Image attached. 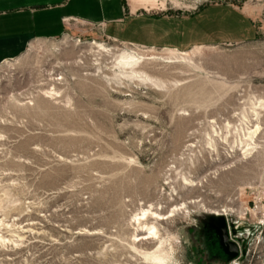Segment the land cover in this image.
Returning <instances> with one entry per match:
<instances>
[{
  "label": "rangeland",
  "instance_id": "obj_1",
  "mask_svg": "<svg viewBox=\"0 0 264 264\" xmlns=\"http://www.w3.org/2000/svg\"><path fill=\"white\" fill-rule=\"evenodd\" d=\"M132 3L228 4L258 34L181 52L72 20L0 63V264H264V0Z\"/></svg>",
  "mask_w": 264,
  "mask_h": 264
},
{
  "label": "crops",
  "instance_id": "obj_2",
  "mask_svg": "<svg viewBox=\"0 0 264 264\" xmlns=\"http://www.w3.org/2000/svg\"><path fill=\"white\" fill-rule=\"evenodd\" d=\"M72 20L122 43L181 52L258 34L251 17L228 4L175 14L136 8L132 0H0V63L19 55L31 39L64 34Z\"/></svg>",
  "mask_w": 264,
  "mask_h": 264
},
{
  "label": "water",
  "instance_id": "obj_3",
  "mask_svg": "<svg viewBox=\"0 0 264 264\" xmlns=\"http://www.w3.org/2000/svg\"><path fill=\"white\" fill-rule=\"evenodd\" d=\"M206 232L213 240L219 254L225 259L232 260L238 256V247L229 241L226 220L223 216H214L206 221Z\"/></svg>",
  "mask_w": 264,
  "mask_h": 264
},
{
  "label": "bare ground",
  "instance_id": "obj_4",
  "mask_svg": "<svg viewBox=\"0 0 264 264\" xmlns=\"http://www.w3.org/2000/svg\"><path fill=\"white\" fill-rule=\"evenodd\" d=\"M98 45V47L99 48H101V49H103L104 48V46L102 45V44H97ZM224 212H226V209H224L223 210ZM147 215V213H144L143 214V216H146ZM160 215L159 214H157V213H152V218L153 219H156V218H158ZM137 221L139 222L140 221V218H138L137 219ZM146 230H148V232L147 233H144V234H142V235H136L135 236V238H136V240L135 241H137V242H139V241H142V240H145V239H150V238H153V237H155V235L157 234V231H156V228H155V226H152V227H150V228H148L147 229V226L145 225V227H143L142 228V231H146Z\"/></svg>",
  "mask_w": 264,
  "mask_h": 264
}]
</instances>
